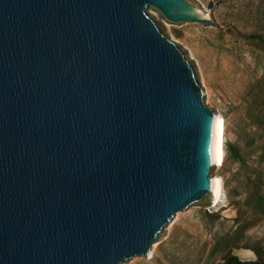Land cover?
<instances>
[{"label":"water","instance_id":"95a60500","mask_svg":"<svg viewBox=\"0 0 264 264\" xmlns=\"http://www.w3.org/2000/svg\"><path fill=\"white\" fill-rule=\"evenodd\" d=\"M148 6L216 25L188 0H0V264H121L220 197L218 114Z\"/></svg>","mask_w":264,"mask_h":264},{"label":"rangeland","instance_id":"374dc122","mask_svg":"<svg viewBox=\"0 0 264 264\" xmlns=\"http://www.w3.org/2000/svg\"><path fill=\"white\" fill-rule=\"evenodd\" d=\"M216 25L146 8L183 51L203 99L225 121L222 201L179 211L148 254L121 264H213L248 251L264 260V0H188Z\"/></svg>","mask_w":264,"mask_h":264},{"label":"bare ground","instance_id":"6f19581e","mask_svg":"<svg viewBox=\"0 0 264 264\" xmlns=\"http://www.w3.org/2000/svg\"><path fill=\"white\" fill-rule=\"evenodd\" d=\"M207 16V15H206ZM225 137V121L223 117L218 115L214 145H213V159L216 165H222L225 161V147H224V138ZM215 186L220 195V197L214 198L215 204H218L222 201L223 197V179L220 176L215 177ZM243 254H248V251H241Z\"/></svg>","mask_w":264,"mask_h":264},{"label":"trees","instance_id":"16d2710c","mask_svg":"<svg viewBox=\"0 0 264 264\" xmlns=\"http://www.w3.org/2000/svg\"><path fill=\"white\" fill-rule=\"evenodd\" d=\"M213 264H264V260H241L237 255L228 253L221 261Z\"/></svg>","mask_w":264,"mask_h":264}]
</instances>
